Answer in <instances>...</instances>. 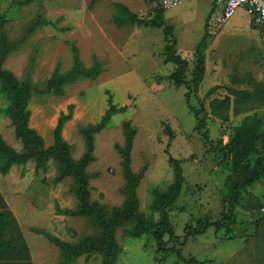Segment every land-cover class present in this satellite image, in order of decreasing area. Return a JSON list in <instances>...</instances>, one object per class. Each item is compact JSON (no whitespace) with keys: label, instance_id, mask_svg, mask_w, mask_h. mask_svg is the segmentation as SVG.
I'll use <instances>...</instances> for the list:
<instances>
[{"label":"rangeland","instance_id":"1","mask_svg":"<svg viewBox=\"0 0 264 264\" xmlns=\"http://www.w3.org/2000/svg\"><path fill=\"white\" fill-rule=\"evenodd\" d=\"M116 2L144 17L162 5V0H0V54L5 55V68L31 84V127L44 137L46 146L53 145L61 114L74 104L73 118L65 123L63 134L78 159L87 150L84 130L101 120L109 106V92L118 105L128 106L95 133V158L87 167L91 199L104 204L108 215L125 200L123 157L116 148L126 143L124 121L137 129L131 153L134 170L148 168L138 187L140 207L148 216L161 219L163 212L153 210L154 189L165 190L176 183L171 156L181 163V193L167 211L174 234L181 238L177 246L184 258L172 252L160 260L164 253L158 250L154 234L126 236L125 229L134 225L126 222L117 228L123 252L116 264H196L188 262L191 258L201 264H264V164L256 165L264 155V141L252 156L260 180L242 190L233 212L227 207L231 163L218 146L220 138L228 143L236 134L247 116L245 109L264 104L260 97L264 96L261 29L250 22L244 7L233 10L227 22H219L221 7L214 0H188L165 9L177 51L190 63L188 78L197 63L198 45L207 35L205 78L199 92L189 96L190 88L177 86L172 78L177 64L165 52L163 29L119 26ZM74 44L85 65L102 62V73L95 79L68 83L63 95L48 92L46 86L55 70L66 72L74 65ZM227 95L232 100L229 117L214 116L212 102ZM236 99L240 111L233 103ZM8 105L7 95L0 90V132L20 149L22 144L5 112ZM200 119L208 121L202 128ZM206 129L213 141L206 138ZM62 171L61 161H52L41 171L32 161L15 165L7 175L0 172V223L4 214L10 222L6 239L12 242L0 253V264H58L63 259L64 250L33 228H46L73 243L99 233L95 213H57V204L71 208L79 204L76 177L60 180ZM214 221L221 226L208 225L206 232L197 234L202 224ZM173 244L172 240L169 245ZM71 264H102V256L84 255Z\"/></svg>","mask_w":264,"mask_h":264},{"label":"trees","instance_id":"2","mask_svg":"<svg viewBox=\"0 0 264 264\" xmlns=\"http://www.w3.org/2000/svg\"><path fill=\"white\" fill-rule=\"evenodd\" d=\"M22 2H29L31 0H21ZM119 15L116 16L115 21L119 26L125 25H145L151 27L162 28L165 33L166 54L170 60L176 62L177 66L172 73V78L175 84L179 87L187 86L191 95L193 92H199L200 85L205 78L206 73V55L205 48L207 44V35L203 36L197 48V63L194 68L191 78H188V71L190 63L187 58L177 51V41L173 27L165 21V8L161 5L156 7L151 14L146 17L138 13L130 12L128 7L120 2H116ZM128 11V12H126ZM74 65L66 72L60 71L59 68L55 70L53 76L49 79L46 90L54 92L58 95H63L65 86L68 83L77 81L80 78H97L103 71L102 62L98 61L92 66H87L80 56V49L77 45H73ZM5 55L0 54V90L5 93L9 99V105L6 107V114L10 118L14 126L16 137L21 142V148L18 149L13 146L0 132V172L7 175L11 172L15 165H26L29 162H35L37 171L46 170L52 161H61L63 164V171L59 179H64L65 176L73 175L77 179L76 195L79 200L78 207H61L57 204V213L63 215H89L95 213L99 220L101 230L97 234H90L82 237L77 242H69L54 235L46 228H33L36 233L45 234L53 243L59 245L64 250V257L58 264H71L75 259L84 255H101L102 264H116L123 246L117 239V228L123 223L133 222L131 228L125 229L126 236H140L146 233H153L156 238L157 248L164 256L160 260L165 259L167 255L172 252H177L180 258H184L183 253L178 245L181 238L173 228L169 212L167 208L174 206L179 198L184 179L183 168L177 158L170 157V161L176 167L177 181L168 189L156 187L154 189L153 210L161 213V219L157 220L153 216H148L142 210L138 187L144 178L147 166L139 171H135L132 166V149L134 139L137 134V129L131 124L129 120L124 121L123 127L126 135V143L124 146L117 144L116 148L122 155V164L124 168V176L126 179L124 192L125 200L121 205H115L111 208V213L108 215L106 207L100 201L92 200V190L90 175L87 167L94 160L95 150V133L105 129L111 122L114 115L117 113H124L127 111V105H118L114 101L112 92H109L108 103L101 120L95 125L89 126L84 130L87 139V150L80 157L75 158L72 154L73 146L65 139L63 130L65 123L73 118L74 104L69 105V112L62 113L59 121L54 129L55 142L51 146H46L44 137L30 125L32 112L29 108L32 90L31 84L25 80L17 77V75L4 67ZM247 93L244 94L246 98ZM243 101L244 98H237ZM233 103L238 109V100ZM248 98H246V101ZM245 101V102H246ZM232 105L231 96L227 95L225 99L214 100L212 102V112L214 116L219 118L229 117L228 110ZM237 111V110H236ZM240 111V108H239ZM241 113V112H240ZM208 121L200 119L199 127H204ZM209 129L205 130L206 138L209 137ZM218 146L220 152L224 153L228 162L231 163V171L227 178V184L232 189L230 195H227V207L230 212L236 210V206L240 203L242 198V190L251 187L259 178V171L253 165L252 156L259 147V143L264 141V117L257 113L249 114L244 118L243 124L237 128L236 134L232 136L228 143H224L220 138ZM264 164V155L257 159V166ZM167 211V212H166ZM0 223V253L7 246H12V242L7 240V230L9 228V219L1 214ZM237 218L236 214L233 219ZM232 222V220H229ZM214 225L221 226L220 221L202 224L201 230L197 234L206 232L207 227ZM231 225V224H230ZM227 224V226H230ZM226 227V226H224ZM209 229V228H208ZM170 234V238H166ZM185 237L184 242H186ZM175 244L170 246L171 241ZM190 263L201 264L196 258L188 260ZM204 263V261H203Z\"/></svg>","mask_w":264,"mask_h":264},{"label":"built area","instance_id":"3","mask_svg":"<svg viewBox=\"0 0 264 264\" xmlns=\"http://www.w3.org/2000/svg\"><path fill=\"white\" fill-rule=\"evenodd\" d=\"M188 0H162V6L167 9L177 6ZM220 6L218 21L225 23L231 17L233 10L244 7L249 16L250 22L261 29L264 45V0H214Z\"/></svg>","mask_w":264,"mask_h":264},{"label":"crops","instance_id":"4","mask_svg":"<svg viewBox=\"0 0 264 264\" xmlns=\"http://www.w3.org/2000/svg\"><path fill=\"white\" fill-rule=\"evenodd\" d=\"M260 97L264 100V96L261 95ZM243 112L245 115L257 113L260 116L264 117V104H261L260 107H255L254 109H245Z\"/></svg>","mask_w":264,"mask_h":264}]
</instances>
